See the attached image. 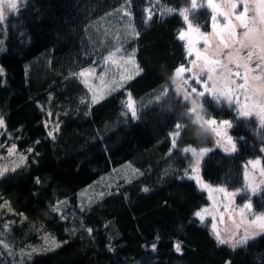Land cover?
<instances>
[{"label": "trees", "instance_id": "trees-1", "mask_svg": "<svg viewBox=\"0 0 264 264\" xmlns=\"http://www.w3.org/2000/svg\"><path fill=\"white\" fill-rule=\"evenodd\" d=\"M16 3L0 22V144H15L24 164L0 176V207L36 219L60 242L23 264H264V233L232 247L194 216L210 200L189 177L194 156L183 149L214 146L216 140L195 121L190 101L170 76L190 65L187 43L179 39L188 23L212 32L206 0L197 1L205 6L196 12L191 0ZM185 8L189 21L182 17ZM115 10L120 21L132 20L133 31L120 32V48L133 53L140 74L93 103L78 73L91 65L103 69L110 46L97 49L90 27ZM203 109L233 120L238 150L212 149L202 160V177L241 190L239 202L251 200L264 210V187L254 194L244 179L245 162L264 146V124L256 115L240 116L234 102L209 95ZM176 124L181 132L173 149ZM129 163L138 175L117 180L88 207L79 206L83 188ZM59 203L71 216L53 212ZM31 239L38 240L36 233ZM0 264L11 263L0 254Z\"/></svg>", "mask_w": 264, "mask_h": 264}, {"label": "rangeland", "instance_id": "rangeland-1", "mask_svg": "<svg viewBox=\"0 0 264 264\" xmlns=\"http://www.w3.org/2000/svg\"><path fill=\"white\" fill-rule=\"evenodd\" d=\"M13 2H17V0H0V11L3 12V15H5L6 9L10 8ZM216 2L221 5L224 4L228 5L229 10L231 3L236 2L238 7L235 10V14L237 15L243 10V4L247 2L249 6L248 17L249 19H252L255 18L256 15L255 5L257 3H260L261 0H216ZM119 12L120 10H115L113 12L106 14L105 16L94 21L93 25H91L90 27L92 28L90 32L92 35L91 41L93 45L96 46L97 49L100 50L101 48L106 47V45L110 46V51L104 55L106 62L104 63L105 65H103V69L101 71H97L98 70L97 67L91 65L81 71L84 72L88 70L89 75L82 77L80 75L81 72L78 73L80 80H82L84 83L85 81H87L85 85L91 91L92 101L94 96L96 101L100 100V98L103 97L104 93H106L108 90L114 87L115 84H120L121 82L128 80V76L130 75L132 76L134 72L135 73L137 72V68L135 67L136 61L133 53L130 52L127 53L120 48V46L123 44V42H121L122 37L120 32L122 31L132 32L134 29L131 22L132 20L128 16L124 18L122 21H120L119 17L121 16ZM218 20L221 25L226 23V20L223 16H219ZM233 22L236 23L234 16H233ZM187 27L183 29V31H186ZM193 27L196 28L195 26ZM257 27H259V24H257ZM244 30L245 29L240 27L237 28L238 37L242 36ZM208 35L211 40V43L209 45H205L204 40L200 39L197 43V47L202 51V53L205 52V50L207 49L206 54H209L211 56L212 53L209 50L214 49L215 45L218 44L217 43L218 38L215 37L212 32ZM249 50H250L249 48L242 47L241 48L242 55L246 56ZM231 51H232L231 48H223L219 56L214 57V58H218L221 61V63L216 66L217 71L208 73L205 70L200 72V76L202 80H206L208 82L210 88L213 86V84H215L218 89L217 95L215 96L212 94H206V95L215 98L220 103H222V101H225L223 97L227 96L228 100L236 104L238 114L240 115L239 104L235 101V99H230L229 96L223 92V89L220 88V84L222 82L219 81L217 76V72H219V65L227 62V55ZM109 56L112 57L111 60L109 59ZM190 58H191L190 65L185 66L186 68L192 67L191 61L196 59L194 52L190 55ZM259 63L260 61L255 58H253L249 63V67L253 69V71L249 74L250 77L261 75L258 68ZM228 68L231 70V72L227 80L230 79L235 80L236 84L243 83L242 75L240 77L235 76L236 71L243 73L244 71L243 67L228 63ZM185 79L189 80L190 83L186 84ZM173 83L175 84V89L177 90V92H179L183 96V98L187 97L185 99L190 101L189 110L194 115L195 121L203 128H205L207 131L211 132L214 135L215 140L220 138L216 137L215 134L208 128L206 121L212 118L216 119L218 124L223 120L231 121L232 127L224 128L223 131H225L229 136L233 138V141L237 144V148H238V138H236L232 132L233 120L231 118L219 119L216 117L207 116L203 108L202 109L195 108V111H193L194 107L192 105V100L196 98L197 95H199L198 92L199 90L202 89V85L198 87L197 82L192 79L191 74L188 72L184 73L181 77H178V79ZM250 83H253L254 87L260 86L259 81L256 82L250 81ZM191 87H198V92L195 93L191 92ZM236 95L240 96L241 99H243L241 92H237ZM205 96L199 95L200 103L202 105H203V98ZM250 115L258 116L257 110L253 108L252 113ZM0 119L3 120L1 116ZM3 128H4V121H3V126H0V135ZM177 136L178 134L176 133L172 134V137H174L175 139L177 138ZM227 146H228L227 141L225 139L224 141H222L221 145H217L215 142L214 146L202 147L199 149L191 146L187 148L195 149L196 152V155L192 154L194 156V163L192 166V173L189 175L191 179L196 181L200 187L201 184L203 183L209 185V188L211 189L223 187L228 192L237 193V195L229 198L224 193L218 191H209V189H205L201 187V189L207 193L210 202L208 205L198 210V211H201L203 209L209 210L208 213H205L204 221L209 222V226L214 237L219 242L221 239L229 241V243H225V244L232 246L234 242L240 240L245 235V226L249 224L252 220H254L257 215L264 214V210L262 211L256 210L251 200L242 203L239 202V195L241 194V190L230 189L224 185L213 184L211 182L206 181L202 177L201 165L205 155L216 147L221 148L222 150L225 151V147ZM203 149H209L210 151L204 152L203 155H200V152ZM262 149H264V146L262 147ZM227 153H232V152H227ZM23 161H24V155L17 150L15 144H10V145L0 144V172L5 174L10 170H14L18 167H21L24 164ZM251 161H259V163L253 165L250 163ZM262 170H264V151H261V154L258 155L257 157L251 158L248 161H246L244 166V173L245 172L248 173V177L244 176L246 185L254 194L258 193L264 187V175H261ZM138 174L139 172L130 163L114 169L110 174L103 176L97 184L93 186L91 185L89 187H85L80 191L79 195L82 204L79 203V206L81 208L88 207L98 197H101L102 193L104 192L103 190H106L109 187H111L115 182H117V180L129 179ZM196 177H199L200 179L197 180ZM250 183L252 187H249ZM253 187L255 188V192H253L252 190ZM247 203H251L252 208L245 209L243 218H241L240 210ZM59 204L54 206V208L52 209L53 212H58L62 217L71 216V213L68 211V208L64 207L65 205L62 204L59 205ZM213 224L216 225L215 229H213L212 227ZM14 226H18V229L15 230ZM22 228L24 229L23 232H22ZM33 233H36L38 240L35 241L31 239V234ZM263 233L264 231L261 230H257L256 232L249 230L247 233L249 237L247 241ZM33 238L36 239L35 236H33ZM59 243L60 242L56 240L50 234L49 231L42 228V225L36 219H33L19 212H16L15 209L12 208V206L9 207L8 205H3V207H0V254L6 259V261L10 262L11 264H23L25 259L30 258L36 253L50 251L56 248L59 245ZM238 245L240 244H237L236 246Z\"/></svg>", "mask_w": 264, "mask_h": 264}, {"label": "snow or ice", "instance_id": "snow-or-ice-1", "mask_svg": "<svg viewBox=\"0 0 264 264\" xmlns=\"http://www.w3.org/2000/svg\"><path fill=\"white\" fill-rule=\"evenodd\" d=\"M22 2L26 3V0H22ZM205 5L197 4V0H191V10L193 12H196L200 7H204ZM206 6L212 10V16H211V29L212 33L215 37L218 38L217 43L223 45V48H231L232 51L228 53L227 55V61L229 58L233 57V54L237 49H240L239 56L246 61V64H241L238 59L232 60L231 64H235L237 66H242L244 71L243 73L236 71L235 76L240 77L242 75L243 77V83L236 84L235 80H227L225 82H222L220 84V88L223 89V92L226 93L230 99H235V101L240 106V115L242 116H248L252 113V109L255 108L257 110V114L260 118V122L264 124V45L255 47L253 49H250L247 52L246 56L242 55L241 51V41L246 40V38L251 33L253 22L256 20H259L261 18V13L264 12V0H261L260 3H257L255 5V18L249 19L248 13H249V6L247 2L243 4V10L237 15L235 14V10L237 9L238 5L236 2L231 3L230 10L229 7L226 6V4L221 5L216 2V0H206ZM18 7L16 2H13L11 4V8L13 10H16ZM227 9V10H226ZM189 11L190 9L185 8L182 12V17L184 21H189ZM126 15H131L130 12L125 13ZM223 16L226 20V23L221 25L218 17ZM233 16L235 17L236 23L233 22ZM150 18V16H149ZM4 19L3 12L0 11V21ZM243 28L245 29L243 31L242 36L238 37L237 28ZM179 39L186 40L187 41V51L189 56L194 52L195 53V60L191 61V68H186L185 66L181 65L177 67L176 69V76L181 77L184 73L188 72L191 74L192 79L197 82L198 87L202 85V89L198 92V87H191V92H198L199 95L205 96L206 94H212L217 95V87L215 84L210 88L208 85V82L206 80H202L200 76V72L207 71L208 73H212L215 71V68L218 64L221 63V61L216 55H209L207 53V49L205 52L202 53V51L197 47V43L200 39L204 40L205 45H209L211 43V40L209 38V35L206 33L200 32L199 28H194L192 24L189 22L188 27L186 31H181L179 33ZM238 45V46H236ZM255 58L260 61L258 68L261 73V75L258 76H251L250 73L253 71L252 68L249 67V63L251 60ZM109 59L111 60L112 57L109 56ZM2 72V70H0ZM139 71L136 72V75H139ZM80 75L87 76L89 75V71L86 70L84 72H81ZM134 78L133 76H128V79ZM259 81V87H254L253 83ZM87 83V81H85ZM185 83L189 84V80L185 79ZM241 92L243 99H241L240 96H237L236 93ZM187 98V97H185ZM96 102L95 96L93 97V103ZM129 108L132 109V116L135 117L136 112L133 104H129ZM193 111H195V107L193 108ZM206 124L208 125V128L215 134L216 137H219L220 139L216 140L217 145H221L222 141L226 139L227 141V147H225L226 152H236L238 150L237 144L233 141V138L229 136L225 131H223L224 128H231L232 123L229 120H223L218 124L217 120L212 118L206 121ZM0 126H3V120L0 119ZM175 133L180 134L181 132V126L179 124L174 125ZM240 140H243L241 137ZM171 147L173 149L176 148V139L174 137L170 138ZM184 152H191L193 155H196L195 149L192 148H184ZM210 151L209 149H203L200 152V155H203L204 152ZM261 151H264V149H261ZM253 165H256L259 163V161H251L250 162ZM3 173L0 172V176H2ZM261 175H264V170L261 171ZM245 176L248 177V173L245 172ZM197 180H199V177H196ZM202 188L209 189V191H218L221 193H224L229 198L237 195L236 192H228L225 188L220 187L216 189L209 188V185L207 184H201ZM249 187H252L251 183L249 184ZM148 189L145 188L144 191H147ZM253 192H255V188H252ZM252 208L251 203H247L244 205V207L240 210L241 211V218H243L245 209ZM208 209H203L201 211H197L194 213L195 217H199V220L203 222L205 220V213H208ZM213 229L216 228V225H212ZM252 230L253 232H256L257 230L264 231V214L257 215L254 220H252L249 224L245 226V235L240 240L234 242L232 244L233 247H236L237 244H245L248 240V231ZM221 244L229 243V241L220 240ZM179 250V249H178Z\"/></svg>", "mask_w": 264, "mask_h": 264}, {"label": "clouds", "instance_id": "clouds-1", "mask_svg": "<svg viewBox=\"0 0 264 264\" xmlns=\"http://www.w3.org/2000/svg\"><path fill=\"white\" fill-rule=\"evenodd\" d=\"M226 6H228V5H226ZM257 24H259V27H257ZM261 45H264V12L261 13V18L259 20H256L253 22V27H252L251 33L246 38V40L241 41V47H245V48H249V49H253V48L261 46ZM223 47L224 46L221 44H216L214 49H210L209 51L213 55L219 56ZM239 51H240V49H237L235 51V53L233 54L232 58H229V60L227 62H225L224 64L219 65V72H217V76H218V79L220 82L227 81V78L231 72V70L228 68V63H231L233 58L238 59L241 64H246L244 59L239 56ZM216 71H217V67L215 68L214 72H216ZM170 79H172L173 82H175L178 79V77L176 76V69L173 70V72L170 76ZM223 99L229 105L231 104V101L228 100L227 96H224ZM192 105H193V107H195L197 109L203 108V105L200 103L199 95H197L196 98H194L192 100Z\"/></svg>", "mask_w": 264, "mask_h": 264}]
</instances>
